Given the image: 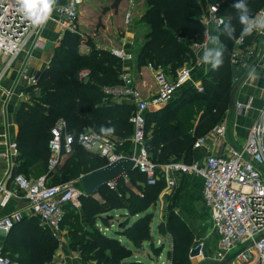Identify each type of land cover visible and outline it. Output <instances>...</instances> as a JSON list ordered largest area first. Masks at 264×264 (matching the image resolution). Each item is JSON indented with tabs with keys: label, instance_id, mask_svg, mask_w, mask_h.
Instances as JSON below:
<instances>
[{
	"label": "trees",
	"instance_id": "16d2710c",
	"mask_svg": "<svg viewBox=\"0 0 264 264\" xmlns=\"http://www.w3.org/2000/svg\"><path fill=\"white\" fill-rule=\"evenodd\" d=\"M121 0H115L118 5ZM147 10L141 23L150 29L145 34L146 41L138 50L137 68L151 64L175 74L184 63L195 56L190 41L202 39L205 26L202 22L204 6L199 0H145ZM218 3V12L224 23H231L235 29L232 38L223 34L220 25V42L225 46L223 64L212 69L204 80V90L190 86L178 99L171 101L158 112L146 115V140L150 157L159 164L169 163L188 157L198 135L219 124L229 105L228 74L234 87L231 62L232 44L243 25L238 20V12L232 5L237 0H208ZM250 15L254 17L264 11V0H246ZM81 33L66 31L53 49L50 63L38 77V83L25 88L30 94L22 101L18 112V134L16 138L19 154L12 174L20 173L30 161L42 162L45 171L52 177L49 184H59L77 180L82 187L81 176L109 164L108 159L83 147L79 142L73 145L72 154L62 164L50 170L52 128L63 118L67 131L78 135L87 127L112 129L111 133L125 140L119 151L124 155L133 153L131 137L134 124L130 118L135 105L130 101L117 102L107 98L103 86L121 82L123 61L111 50L97 48L91 44V51L80 49ZM88 43H91L89 40ZM90 69V78L81 80V70ZM201 104L192 105L194 101ZM193 116L195 118L193 119ZM194 127V120L198 119ZM132 148V147H131ZM27 168V167H26ZM28 176V175H27ZM166 187L165 177L156 183H148L147 176L135 168L128 176L120 178L115 185H105L96 195L81 194V217L76 216L72 203L64 204L65 214L61 226L69 227L73 238L70 246L79 249L84 258L98 255L97 264H129L124 260L153 240L151 209L159 201ZM115 209H125L120 228L115 235L104 233L99 223L109 226L114 216L108 213ZM33 215L17 221L8 233V243L13 245L18 264H49L54 258L57 241L49 227L41 225ZM167 232L171 236L172 247L167 251L172 264H192L189 254V232L184 223L173 213L169 216ZM128 237L133 248L123 243L119 236ZM12 252V253H13Z\"/></svg>",
	"mask_w": 264,
	"mask_h": 264
},
{
	"label": "built area",
	"instance_id": "2783aa9c",
	"mask_svg": "<svg viewBox=\"0 0 264 264\" xmlns=\"http://www.w3.org/2000/svg\"><path fill=\"white\" fill-rule=\"evenodd\" d=\"M88 1L90 0H68L62 4L60 0H56L48 21L54 20L60 25L62 34L58 36V40L66 31L81 33L80 9ZM17 8L16 0H0V88L6 70L28 44L32 49L47 46L42 33L48 21L42 27L33 26L17 11ZM218 9V3L207 5V10L202 16L205 26L203 38L190 41V47L195 53L207 48L211 43L212 32L208 26L210 24L217 27L222 25L220 21H224V17L219 14ZM239 44L242 48L233 52L232 63L243 68L247 60L254 55L255 49L252 45L244 49L246 39L243 36L239 38ZM80 47H89L84 38ZM112 53L122 61L133 57L131 53L122 48H114ZM90 73V69L85 68L80 71L79 77L87 81ZM192 73L193 67L190 64H184L177 69L176 75L171 80L163 71L156 73L159 89L157 93L146 97L135 85L131 74L122 70L121 82L104 85L103 92L107 98L114 101L125 99L135 105L130 118L134 124L133 141L136 145L132 154L137 168L146 174L148 183L154 184L161 177H165L167 187L172 188L176 184V174L179 172L203 176L204 200L212 209L214 224L219 234V247L213 257L222 259L231 250L264 233V108L252 125L246 142L241 148H231L229 154L218 152L210 155L203 165L198 161H172L159 164L151 159L145 144V112L170 101L175 92L192 79ZM38 77V75L31 76L30 84L36 85ZM198 89L202 91L204 87L200 85ZM13 91V89L8 90L6 94L11 96ZM25 95V91L19 93L20 97ZM235 107L238 110H249L251 103L238 101ZM227 129L225 123L219 124L213 129V134L222 137ZM76 141L86 149L106 157L109 163L123 156L118 152V143L96 128L87 127L76 136L67 131L66 121L60 118L52 128V138L49 144L52 152L50 170L60 165L65 156L72 154ZM207 141L208 138L202 136L197 139L196 144L204 145ZM10 147L14 154L19 152L17 142H12ZM9 178L15 184V188H9L6 182L0 181V206H6L12 197L22 193L29 201L31 213L40 219L42 226L49 227L56 235L61 228L65 214L64 204L70 202L77 207L81 206L82 189L77 186L76 180L49 184L45 177L32 179L21 172L10 174ZM23 218V213L19 211L4 217L0 216V232L8 233L13 225ZM254 261L264 264V237L255 241L251 248L238 255L234 264H253ZM0 264H18V262L11 261L10 258L0 253Z\"/></svg>",
	"mask_w": 264,
	"mask_h": 264
},
{
	"label": "crops",
	"instance_id": "0c3cea01",
	"mask_svg": "<svg viewBox=\"0 0 264 264\" xmlns=\"http://www.w3.org/2000/svg\"><path fill=\"white\" fill-rule=\"evenodd\" d=\"M67 1L68 0H60V3L64 4ZM135 1L136 0H133V2H131V0H121L118 5H114V8L118 10L116 15H122V23L123 27H125V35L123 36L121 43H119L118 45L113 44V46L99 45L93 39H86L83 32L81 31L83 38L86 40V44L87 46L89 45V47H80V49L82 52L88 53L92 49L91 44H94L98 48H103L111 51L114 48H122L126 52L131 53L133 55L132 59H126L123 61L124 65L122 70L131 74L135 85L143 92L146 97H148L154 93H157L159 89V85L156 80V73L163 71L168 77V79L171 80L176 75L177 71L175 72V74H173L172 72H166L162 67L156 68L151 64L144 65L141 68H137L136 57L138 54V50L146 41L145 34L150 28L145 24L143 25L142 23L138 26L140 30L143 29L142 31H139L138 28L134 27L136 20L134 19V15L136 17L135 12L137 11L138 7L141 6L143 2H145V0H139L138 2ZM207 5L208 2L205 5L204 11L207 10ZM130 6L135 7V9H130ZM128 14H130L129 17L127 16ZM143 14L144 11L139 14V17ZM261 16H264V12L262 11L257 13L254 17L259 18ZM208 27L212 32V35L219 36L220 40L219 27L214 24H210ZM60 34H62V29L60 25L54 20L48 21L42 33L44 39L47 41V46L45 48L32 49L31 45L28 44L25 49L18 54L11 66L6 70V73L2 80V86L0 88V181L6 182V186L12 189L15 188V184L11 181L9 175L12 174L14 168L16 166L18 167L19 165H21L23 161H17V156L19 152L17 154H14L12 152L10 144L12 142H16L19 130L17 118L20 105L22 101H27L30 98V94L26 92L25 88L31 86L29 78L33 75H38L50 63V59L53 55V49L56 45L59 44L58 36ZM240 37L241 33L238 34L232 44V51L230 56L231 65H234L232 63L233 52L242 48L239 44ZM243 37H245L246 39V45H243L244 49L252 45L255 49V53L251 58L247 60L245 66L243 67V72L246 74L238 90L236 91L235 103L238 101L243 103H251V108L249 110H238L235 105L233 108H230V106L228 105V108H226L224 111L223 120L219 123H225L227 125L228 129L226 134L222 137L215 136L213 134V129L215 128V126L219 125L216 124L214 127H211L203 134L197 136V139L202 136H206L208 138L206 144L197 145L196 139L188 157L184 155L181 159L177 161H198L201 165H203L206 158L210 155L217 154L218 152H222L223 154H229L231 148H241L246 142V138L252 125L259 118L261 111L264 108V30L257 29L254 30L253 33ZM89 40L91 41V43H88ZM208 47H212L211 43ZM204 50L205 48L199 50L196 53L194 52L195 57L191 61L186 63L190 64L193 67L192 79L185 83L181 88H179L170 101H168L166 104L148 109L145 112V115H148L151 112L155 113L162 110L171 101H174L181 97L187 90V88L190 86H194L197 89L200 85L204 87V80L208 76H210V73L212 71L210 65L202 63L201 57L203 55ZM230 76L231 71L229 68V97L233 89L231 84L229 83V81L231 82ZM242 76L243 74L238 77L237 81H239ZM12 89L14 90L13 94L11 96H8L6 94V91ZM21 91H25L26 95L20 97L19 93ZM123 101L127 100L123 99L122 101L117 102ZM198 120L199 118L194 120V127L192 131L195 130V127L198 124ZM104 134L118 143V152L124 155V152H120L119 149L123 145L125 140L118 136H115L111 132H105ZM131 141L132 146H130V149H133L132 151L134 152L136 145L133 141V135L131 137ZM70 155L71 154L65 156L63 160L69 157ZM21 173L28 175V177L32 179L45 177L47 182H50L52 179V177L48 176L49 173L45 171L42 162L39 160H33L25 164L23 170H21ZM175 188L179 189L180 196L182 197V200L185 203V210L187 212L190 211L194 215V217H198L201 220V223L204 220L208 221L209 230H213L215 241L214 253L211 254V256H208L213 257L215 251L219 247V234L214 224L212 209L206 204L204 200L203 176L195 173L179 172L176 174V184L174 185V187L168 188L166 181V187L163 190L161 196L165 195L169 197L168 191L173 190ZM96 197L100 198L98 194H96ZM18 211L22 212L24 217H31L34 215L30 211L28 199L22 193H19L18 196L12 197L6 206H0L1 217L7 216L11 213H15ZM127 213L128 212L125 209H115L109 212L108 214L114 216V219L111 220L109 226L99 223L101 230L108 235H115L118 229L120 228L121 222L123 220V215ZM8 233L2 231L0 232V253L4 256L6 254L12 253V250L14 249L13 245L8 243ZM119 239L128 247L133 248L132 242L128 237L120 235ZM147 243H150V241L146 242L141 248L143 249V251L141 249L134 250L133 260H135V263L146 264L145 260L149 259ZM253 264L260 263L259 261H254Z\"/></svg>",
	"mask_w": 264,
	"mask_h": 264
},
{
	"label": "rangeland",
	"instance_id": "374dc122",
	"mask_svg": "<svg viewBox=\"0 0 264 264\" xmlns=\"http://www.w3.org/2000/svg\"><path fill=\"white\" fill-rule=\"evenodd\" d=\"M114 1L115 0H90L81 7L79 25L80 30L83 32L86 39H93L97 44L103 46H113V44L118 45L121 43L123 36L125 35V27H123L122 15H116L118 10L114 8ZM138 1L139 0H136L135 2ZM199 1L205 8L208 0ZM147 8L148 5L145 2L138 7L135 12L136 17L134 15V19H136L134 27L139 29L138 26L141 25L142 18V15L139 17V14L143 11L145 12ZM130 9L134 10L135 7L130 6ZM142 30L143 29H139V31ZM201 103L202 102L198 100L194 101L186 106L185 110L191 108L192 105H198ZM194 118L195 116H193V119ZM168 193L169 197L165 195L160 196L159 201L152 208L154 214L152 221L153 240L150 241V243H147L149 259L145 260L146 264H172L167 253V250L172 247L171 236L167 232V223L169 216L173 213L184 223L189 232V254L191 249L200 245L202 255L204 257L211 256V254L214 253L215 241L214 232L213 230H209L208 221L204 220L201 223V220L198 217H194L190 211L187 212L185 210V203L180 196L178 188L169 190ZM73 209H75V215L82 218L79 209L75 207ZM162 224L164 225L163 227H161ZM163 229L164 233L162 231ZM51 233L57 241V246L55 247L54 258L49 264H97V254H92L89 258H84L79 249H74L70 246V240L73 238V235L70 234L69 227L62 225L60 230H58L57 235L53 231H51ZM141 250L143 251V249ZM5 256L10 259H16L17 254L13 252L6 254ZM133 257L134 251L133 254L127 257L124 261L129 264H138L135 263Z\"/></svg>",
	"mask_w": 264,
	"mask_h": 264
},
{
	"label": "water",
	"instance_id": "95a60500",
	"mask_svg": "<svg viewBox=\"0 0 264 264\" xmlns=\"http://www.w3.org/2000/svg\"><path fill=\"white\" fill-rule=\"evenodd\" d=\"M232 69L234 87L229 97L230 108H233L235 105L236 91L238 90L246 74L243 72V68L237 65H233ZM242 74V78L237 81L238 77ZM136 167V161L133 158V154L128 153L127 155H123L120 159L113 163H109L91 172L85 173L81 176V194L96 195L101 187L108 184L111 185L112 183H116L120 178L128 176L129 173H131ZM163 226L164 225L162 224L161 227ZM162 231L164 233V229ZM262 237H264V233L262 235L257 236L254 240H250L246 244L231 250L222 259H216L214 257H204L202 255L201 246L198 245L190 251V258L192 259V264H234V260L238 255L247 251L254 245L255 241L259 240Z\"/></svg>",
	"mask_w": 264,
	"mask_h": 264
},
{
	"label": "clouds",
	"instance_id": "9594fccd",
	"mask_svg": "<svg viewBox=\"0 0 264 264\" xmlns=\"http://www.w3.org/2000/svg\"><path fill=\"white\" fill-rule=\"evenodd\" d=\"M17 11L27 18L33 26L42 27L50 18L56 0H16ZM238 12V20L242 27L241 36L251 34L254 30H264V16L259 18L250 15V9L246 0H237L232 5ZM223 24V34L232 38L235 29L231 23ZM212 47L205 48L201 57L202 63L210 65L212 69H218L223 64L225 46L220 42L219 36L210 37ZM101 131L111 132L112 129H101Z\"/></svg>",
	"mask_w": 264,
	"mask_h": 264
}]
</instances>
